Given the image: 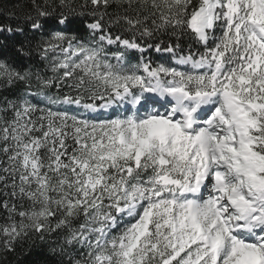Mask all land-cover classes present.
Instances as JSON below:
<instances>
[{"label": "snow or ice", "instance_id": "snow-or-ice-1", "mask_svg": "<svg viewBox=\"0 0 264 264\" xmlns=\"http://www.w3.org/2000/svg\"><path fill=\"white\" fill-rule=\"evenodd\" d=\"M7 16L0 260L40 242L55 264H264V0Z\"/></svg>", "mask_w": 264, "mask_h": 264}, {"label": "trees", "instance_id": "trees-1", "mask_svg": "<svg viewBox=\"0 0 264 264\" xmlns=\"http://www.w3.org/2000/svg\"><path fill=\"white\" fill-rule=\"evenodd\" d=\"M17 0H0V23H7V13ZM21 37L7 38L6 35L0 37V41H5L7 46L0 49V56H13L12 44ZM28 245L24 249L18 247L15 254H10L7 260H0V264H55L54 258L50 257L47 252L48 245L37 242L30 251H27Z\"/></svg>", "mask_w": 264, "mask_h": 264}]
</instances>
